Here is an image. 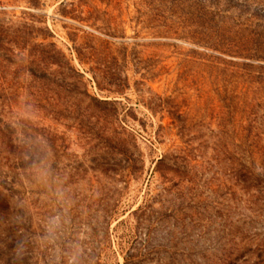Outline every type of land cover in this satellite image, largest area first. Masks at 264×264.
I'll list each match as a JSON object with an SVG mask.
<instances>
[{
    "label": "rangeland",
    "instance_id": "obj_1",
    "mask_svg": "<svg viewBox=\"0 0 264 264\" xmlns=\"http://www.w3.org/2000/svg\"><path fill=\"white\" fill-rule=\"evenodd\" d=\"M173 1L0 0V264H264V69Z\"/></svg>",
    "mask_w": 264,
    "mask_h": 264
},
{
    "label": "trees",
    "instance_id": "obj_2",
    "mask_svg": "<svg viewBox=\"0 0 264 264\" xmlns=\"http://www.w3.org/2000/svg\"><path fill=\"white\" fill-rule=\"evenodd\" d=\"M171 6L178 8L183 28L195 36L197 45L248 61L243 68H253L249 62L256 61L264 69V7L241 0H180ZM130 257L125 256L126 262Z\"/></svg>",
    "mask_w": 264,
    "mask_h": 264
}]
</instances>
